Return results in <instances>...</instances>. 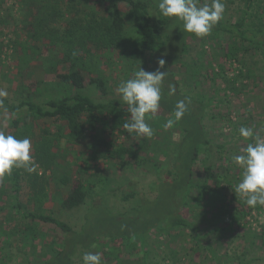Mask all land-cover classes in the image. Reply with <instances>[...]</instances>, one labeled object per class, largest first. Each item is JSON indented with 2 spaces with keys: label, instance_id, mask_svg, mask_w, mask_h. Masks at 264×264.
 I'll use <instances>...</instances> for the list:
<instances>
[{
  "label": "rangeland",
  "instance_id": "obj_1",
  "mask_svg": "<svg viewBox=\"0 0 264 264\" xmlns=\"http://www.w3.org/2000/svg\"><path fill=\"white\" fill-rule=\"evenodd\" d=\"M76 1L80 9L95 10L98 15L107 12V3ZM154 1L158 3V0ZM198 2L203 4L205 0ZM223 2L225 13L221 22L233 23L246 17V26L250 30H257L260 24L264 29V0H253L251 7H248V0ZM119 7L124 12L129 8L125 3H120ZM29 9L31 7L23 0H0V90L6 91V98L11 101L26 99L44 103L71 93V87L54 77L57 72H67L69 63L64 61L59 51L46 49L44 41L30 36L34 13ZM67 22L66 18H60L56 25L63 28ZM173 28L175 33L182 31V22L176 20ZM230 38L224 32L219 35L211 32L204 38L189 36L180 63H173L169 70L163 68L161 71L168 72L164 83L169 86V82H176L181 94L188 98L191 94L196 101L205 104L202 122L212 144L202 145L198 150L193 163L194 181L206 182L204 168L212 166L210 181L226 193L228 208H240L243 200L230 201L232 195L237 197L234 189L242 173L232 158L253 142L240 135L241 127H251L254 133L264 137V50L250 41H231ZM230 42L235 45V58L226 57ZM145 57L146 62L134 68L118 53H113L109 60L101 57L98 68L93 72L83 70L86 84L83 92L96 101L119 98V83L130 78L139 66L149 72L159 67L160 55L148 53ZM218 72L222 74H216ZM102 75L107 79V94L89 83L91 76ZM200 103L197 106L203 105ZM21 116L20 127H15L12 123L14 116L0 110V129L19 139L30 138V154L38 168L34 173L14 168L12 174L0 182V264H39L63 250L72 251L73 264H83L85 252H99L103 264H217L212 252L206 248L207 243H211L213 252L222 257V264H244L249 260H253L250 264H264V246L259 237H264V207L248 206L250 212L244 219L227 229L224 227L231 221L229 213L217 223L212 222L210 219L214 213L216 217L223 213L211 204L206 205L207 195L200 197V191L195 188L189 190L188 203L181 207L183 215L193 221L189 229L160 231L154 227L144 237H133L126 242L105 235L97 237L87 247L76 244L73 247L71 243L75 235L69 238L70 235L56 224L25 216L31 211L39 212L35 199L37 188L42 187L48 193L42 211L66 222L74 232H81L92 207L104 209L96 208L93 215L90 214V220H96L104 216L106 209L114 213L131 211L137 198L123 200L129 192H135L139 198H155L159 176L175 160V146L181 140L182 132L177 124L164 129L163 125L172 118V113L159 108L156 117L148 119L154 130L151 138L109 134L108 140L115 146H130L141 158L139 161L129 160L123 166L119 160L110 159L105 148H94L91 132L76 142L62 137L50 146L45 138L57 135L61 126L67 133L66 123L28 114ZM217 144L224 145V154L218 151ZM46 149L52 154L50 162L46 161L49 159ZM38 155L43 157L42 162L37 159ZM224 163L229 168L224 167ZM16 170L21 173L20 208L16 206L14 197L13 173ZM65 175L69 177L67 183L62 181ZM78 179L88 187L86 201L80 207L67 209L63 200L71 191L72 183ZM218 227L222 229L217 230ZM102 228L100 222L97 229ZM252 239L257 240L256 245H251ZM246 247L249 250H244Z\"/></svg>",
  "mask_w": 264,
  "mask_h": 264
},
{
  "label": "trees",
  "instance_id": "obj_2",
  "mask_svg": "<svg viewBox=\"0 0 264 264\" xmlns=\"http://www.w3.org/2000/svg\"><path fill=\"white\" fill-rule=\"evenodd\" d=\"M23 1L31 7L30 12L34 13L31 18L32 32L30 36L34 40L44 41L46 49L59 51L64 61L69 63L67 72H57L54 77L59 78L62 84L71 87V93L57 99H49L44 103H35L26 99L16 102L3 97L0 98L3 100L0 110L14 116L12 123L15 127H20L21 115L23 114L35 118H51L60 123L65 122L68 132L64 133L65 129L61 126L57 135L45 138L47 145L52 146L54 141L60 140L62 137H66L69 142H76L87 132H91L94 148H105L110 153V159L119 160L123 166L129 160H141L137 151L132 147L115 146L113 142L108 140L109 134H117L118 137H133L134 133L129 134L124 128V124L131 120L127 105L120 103L117 97L107 98L106 101H96L84 93L86 84L82 72L83 70L93 72L95 68H98V59L101 57H106L107 60L112 59L113 53H118L131 68L146 62L145 56L148 53H151L152 56L160 55V58L166 61L164 69L169 70L171 64L180 63L185 51L186 39L195 35L183 30L175 33L173 26L176 19L162 16L158 10V3L154 0H94L93 3L108 4L107 12L104 15H98L95 10L89 11L84 7L80 9L76 0ZM120 3L127 4L128 10L124 12L119 7ZM252 3L253 0H248V7H251ZM60 18H66L68 21L63 28L56 25ZM246 21V17L233 23L220 21L214 26L212 33L219 35L224 32L231 37V41L238 39L250 41L264 50L262 25L260 24L257 30H250L246 26ZM234 49L235 45L230 42L229 48L227 47V58H235ZM216 74L219 75L222 72ZM89 83L95 85L102 93L107 94V79L103 75L101 77L91 76ZM169 83L174 87L176 86V93L169 96L168 83H164L160 108L173 113L175 103L186 96L178 90L176 82ZM189 96L191 103L188 105V111L177 123L182 132V138L175 146L176 158H174L175 160L169 169L162 170L157 186L158 193L155 198H139L135 192H129L123 196V200L137 198V203L131 211L114 213L106 209L104 216L98 217L96 220H90V214L93 215L96 208L101 211L104 209L101 206L92 207L86 223L82 225V231L76 233L66 222L42 211L48 193L39 187L35 191L39 212L31 211L25 216H29L33 220L54 223L67 232L70 235L69 238L75 235L71 243L73 247L75 244L87 247L97 237L105 235L126 242L133 237H144L154 227L160 231L189 229L193 225V221L183 215L181 207L188 203L189 190L195 188L200 191V197L204 194L207 195L206 205L211 204V206L217 207V211H222L221 217L219 215L216 217V213L212 215L210 219L212 222L217 223L224 214L229 213L231 221L224 228L228 229L235 223H240L250 212L249 208L245 202H240L235 195H232L231 203L237 200L243 206L228 208L226 193L210 181L213 175L212 166H205L204 168L206 182L194 181L193 163L197 158L198 150L202 145H211L212 140L202 122L205 104L196 101L191 94ZM195 102L203 105L197 106ZM216 146L218 151L224 154V145L217 144ZM48 149L45 150L49 156L46 161L50 162L52 154L47 152ZM41 157L38 155L37 159L41 161ZM46 165L49 166V164ZM223 166L229 168L226 163ZM13 174L14 197L17 201L16 206L20 208L18 192L21 173L16 170ZM62 181L67 183L69 177L63 176ZM71 188L63 200V206L67 209L80 207L85 203L88 194V187L83 180H75ZM100 222L104 229H97V226L100 227ZM220 229L222 228H217V230ZM84 230L90 231L85 232ZM195 236L197 239L199 238L198 235ZM259 237L262 240L261 245L264 246V237L262 235ZM197 241L199 242V240ZM256 243L257 240H251V245H256ZM206 248L212 252L216 263L222 264V257L213 252L212 244L207 243ZM244 250H249V247ZM71 253L72 251H59L52 258L39 264H73ZM244 254L246 255V252ZM252 261L249 260V263L244 264H250Z\"/></svg>",
  "mask_w": 264,
  "mask_h": 264
},
{
  "label": "clouds",
  "instance_id": "obj_3",
  "mask_svg": "<svg viewBox=\"0 0 264 264\" xmlns=\"http://www.w3.org/2000/svg\"><path fill=\"white\" fill-rule=\"evenodd\" d=\"M159 13L168 18H175L182 22V30L204 38L211 34L223 18L225 3L223 0H205L200 4L198 0H158ZM166 65L164 59L158 60V68L154 72L145 70L142 66L134 70L131 77L122 80L117 88L120 103L127 105L131 115L130 122L124 124L129 134L138 137L151 138L154 135L149 118H155L163 97V85L168 72L161 71ZM176 88L169 85L168 95H175ZM7 92L0 90V98L6 97ZM3 100L0 99V105ZM191 103L188 97L175 103L172 118L164 123L165 130L172 128L180 122L188 111ZM240 135L253 142L240 150L241 154L233 156L232 161L242 169L241 179L235 186L238 199L243 200L247 206L255 208L264 207V137L254 133L251 127H241ZM31 140L28 137L19 139L0 129V182L12 174L14 168L24 169L28 173L37 171L38 165L30 154ZM83 264H103L99 252H85Z\"/></svg>",
  "mask_w": 264,
  "mask_h": 264
}]
</instances>
